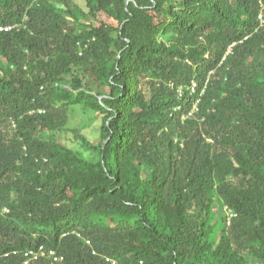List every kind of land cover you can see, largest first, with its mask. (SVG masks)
<instances>
[{
  "label": "trees",
  "instance_id": "trees-1",
  "mask_svg": "<svg viewBox=\"0 0 264 264\" xmlns=\"http://www.w3.org/2000/svg\"><path fill=\"white\" fill-rule=\"evenodd\" d=\"M83 1L0 0V264H264V0Z\"/></svg>",
  "mask_w": 264,
  "mask_h": 264
},
{
  "label": "rangeland",
  "instance_id": "rangeland-1",
  "mask_svg": "<svg viewBox=\"0 0 264 264\" xmlns=\"http://www.w3.org/2000/svg\"><path fill=\"white\" fill-rule=\"evenodd\" d=\"M80 7L84 8V1L83 0H74ZM101 115L100 114H91L86 111H83L82 108H78L75 110L74 115L72 116L70 122V128H74L75 132L66 133L64 134L60 141L64 142L65 144H69V140H73L75 142L74 146L76 149L82 153L85 158H90V160H97V156L94 152L85 150L82 146L77 147V141L75 138V134L77 136H84L90 141L91 145H97L99 143V139L96 136V129L98 128L100 122ZM73 144V143H72ZM214 211L217 213V217L219 216H226L229 214L228 211L220 208L218 205L214 206ZM216 222L213 221V224Z\"/></svg>",
  "mask_w": 264,
  "mask_h": 264
},
{
  "label": "built area",
  "instance_id": "built-area-1",
  "mask_svg": "<svg viewBox=\"0 0 264 264\" xmlns=\"http://www.w3.org/2000/svg\"><path fill=\"white\" fill-rule=\"evenodd\" d=\"M11 28L10 27H7V28H4L3 30H5V31H8V30H10ZM0 30H2V29H0ZM195 85H193V87H194ZM39 252H40V254H42L43 255V249H42V247L39 249ZM38 252V253H39ZM38 253H33V252H30L29 253V255L30 256H33V258L34 259H36L37 258V255H38ZM51 256H53L54 255V253L53 252H50L49 253ZM56 260V259H55Z\"/></svg>",
  "mask_w": 264,
  "mask_h": 264
}]
</instances>
